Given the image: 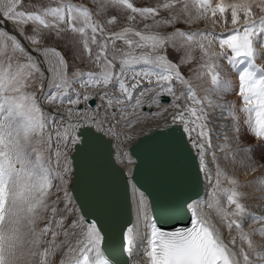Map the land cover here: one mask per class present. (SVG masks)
<instances>
[{"label": "snow or ice", "instance_id": "snow-or-ice-1", "mask_svg": "<svg viewBox=\"0 0 264 264\" xmlns=\"http://www.w3.org/2000/svg\"><path fill=\"white\" fill-rule=\"evenodd\" d=\"M90 3L95 11L71 0H39L32 10L24 0H0V264H112L102 249L99 222L87 219L68 191L70 154L87 151L97 134L131 140L136 125L165 116L174 131L187 137H181L185 149L196 150L197 173L204 174L211 192L207 199L189 197L181 204L191 227L167 231L149 215L148 198L133 184L139 193L138 223L127 227L123 250L132 257L138 242L146 243L140 255L147 264H264V213L249 211L243 202L249 194L240 191H258L261 195L251 198L264 202V174L242 184L227 172L259 171L264 148L255 154L251 145L241 148L235 106L226 100L216 104L207 94L212 89L200 97L180 71L181 64L198 59L204 71L195 78L209 76L213 89L221 92L226 85L216 61L225 59L233 67L246 62L238 75L244 105L239 111L246 113L244 123L252 136L264 140V67L255 63L257 46L264 50V0L227 6L192 0L195 16L188 13V0H163L157 6H138L133 0ZM177 7L170 18H156L161 9L172 12ZM110 10L116 14L104 23L93 18ZM184 13L189 26L210 18L213 26L230 23L231 28L220 34L207 28L184 31L175 26ZM149 19L153 23L138 27ZM159 28L172 31H153ZM60 42L71 50V72L56 46ZM214 44L219 51L212 50ZM168 47L180 54L181 63L168 59ZM177 84L182 86L179 92ZM162 97L170 98L167 105ZM211 108L222 110L221 120L223 109H229L236 136L225 133L224 142L213 145ZM229 141H236V147ZM121 155L128 157L127 152ZM225 182L229 187H223ZM257 207L264 208V203ZM140 224L148 231L141 232Z\"/></svg>", "mask_w": 264, "mask_h": 264}, {"label": "water", "instance_id": "water-1", "mask_svg": "<svg viewBox=\"0 0 264 264\" xmlns=\"http://www.w3.org/2000/svg\"><path fill=\"white\" fill-rule=\"evenodd\" d=\"M26 46L29 47L27 44ZM163 100L167 102L170 99L163 97ZM174 128H176L174 125L157 127L139 137L129 147L130 154L135 158L130 178L138 188L147 193L154 214L160 207L181 206L189 197L194 200L204 192L203 173H197V161L194 159L196 153L194 149L191 150V153L185 149L181 137L183 136L185 141L187 137L180 130L174 131ZM97 136L98 134L90 140L88 149L91 151L87 156L95 154L91 148L93 141L106 146L109 165L117 173L124 194V209L128 216L127 225L132 219L128 175L114 157L112 139L109 137L97 138ZM85 152L72 154L75 167L73 191L80 203L77 189L81 185L83 175L84 162L81 154H85ZM84 213L90 217L86 210ZM183 215L186 219L190 218L187 213L183 212Z\"/></svg>", "mask_w": 264, "mask_h": 264}, {"label": "bare ground", "instance_id": "bare-ground-1", "mask_svg": "<svg viewBox=\"0 0 264 264\" xmlns=\"http://www.w3.org/2000/svg\"><path fill=\"white\" fill-rule=\"evenodd\" d=\"M74 1H78V0H74ZM222 1H227V0H217L216 2L218 3V2H222ZM73 3H76V2H73ZM76 4H78V3H76ZM95 17L98 18V20L100 22H102V19L99 16H95ZM3 23L9 29L12 28V24L10 22L7 23L6 21H4ZM208 23H209V26H212V22L211 21H209ZM262 53H264V50H262ZM263 56H264V54H262V59H264ZM244 66H246V63H245ZM244 66H241V68L244 67ZM239 71H240V68L236 71V74L234 75V79H233V80H235V84L237 85L236 91L239 90V80H238ZM45 86H47V81L46 80H45ZM179 88H180V90H182V86H180ZM215 103L216 104H222L221 100H215ZM164 104L167 105L168 103H164ZM157 110L158 109L153 108L151 111H157ZM216 110H219L217 113L221 114L222 110L220 108H213L212 112H211V113H213V116L211 118V123L209 124V126H212L210 128L213 129V131L211 132V136L215 135V137H214L215 139H216L217 136H221L222 135V133L218 134L217 133L218 131L225 132L229 128V127L228 128L225 127V125H228L227 121L229 119L226 118L225 115H224V119L223 120L218 119L220 114L216 115ZM170 111H172V109H170ZM161 125H168V121L166 119V116L165 117H159V118L158 117H150L144 123L136 125V127L132 130V135L134 137L133 139L124 141L122 139L112 138L113 142H114V147H115L116 159H117V161L120 164L123 165L124 170L128 174H130L132 169H133L134 161L130 157L129 154H128V157L131 158V162H129V158L128 157H124L121 154L123 152H127L128 153V146L137 137H139L140 135H142V134H144V133H146V132H148V131H150V130L158 127V126H161ZM216 141H217V139L215 140V143H216ZM229 142L232 143V144L236 143V141H229ZM93 149H95L97 154L95 156H93V157L85 158L84 165H83L84 177L88 181L92 180V178H90V177H91L92 174H95V173H97V174H95L94 178L96 177V179H97L99 174H100V172L102 171L101 170L102 165L104 166L105 163H106V159L102 156V153H101L102 149H98L97 145H94ZM70 155H72V154H70ZM99 155H101V156H99ZM220 155L221 154H219V156ZM221 165L224 166V164H222V161H221ZM72 168H73V174L69 178V183L67 185V188H68V191H69L70 195L74 198V202L76 203L77 207L84 213L79 201L75 198V195H74V193L72 191V182H73L74 171H75L74 170L75 167H74L73 161H72ZM209 168L212 169L213 172H214L215 165L210 163L209 164ZM104 169L106 170L105 166H104ZM227 172L229 174H232V175H235L236 177H238L241 180L242 184L244 182H246V181H254L256 179V176L258 177V175H259L258 173L264 174V173H262L260 171H258V172L257 171L256 172L248 171L247 173H245L243 169H240V170L234 172L231 168H228ZM112 174H113L112 178L115 181V183L108 182L107 184H105V186L101 187L100 189H95L93 187H90L89 185H91V184H88L86 186V190H81V193L84 196L89 197L88 200H87L88 205H87V208L85 210L87 211V214L90 215V220H95L94 218H97V220L99 221L97 216H101V215H104V216H106V217L111 219L109 221V223L107 224V230H108L107 243L109 245V254L112 255L111 259H113V255L116 256V257L124 255L123 252L121 251L119 242H117L119 240L117 238L119 237V233L122 230V228L124 226V223L127 220V219L123 218V215H121V214L119 215L120 209L123 207V205L121 203V197H120L121 194L119 193V190H118V188H119L118 187V183H117L116 179L114 178V173H112ZM88 176H90V177H88ZM204 178H205V176H204ZM58 183H59V181H56V184H58ZM130 184H131L130 185L131 186V196H132V203H133V222H132L131 225H129V227H132L133 225H137V223H138V219H137V201L139 199V193L135 189H133L132 185L134 183L130 182ZM211 187H212V185L205 178V192H204V195L201 198H199V199H207L209 197V195H210ZM136 189H138V188L136 187ZM240 190H242L243 192H247L248 194H250V193L254 194L255 193V192L252 191L251 188H247V187H241ZM81 193H80V195L79 194L78 195H79L80 200H82L81 202H83V196H82ZM258 194H260V193H258ZM60 195L62 196L63 194L60 193ZM53 199H55V191H54V198ZM253 200L254 199H252V198H248V199L243 201L248 206V210L249 211H253L254 212V210L256 211L257 209L258 210L263 209V208L257 207L258 204H261L259 201H256L255 204H254ZM60 207L62 208L63 204H61ZM148 213H149V215L151 213V206H150L149 200H148ZM85 216L87 218L86 214H85ZM119 218L123 219L121 224L119 222ZM214 219H216L215 216H214ZM100 225L103 226L101 221H100ZM127 227L128 226H126V229H127ZM126 229H125L124 233L126 232ZM140 231L141 232H146L148 230L145 229L142 224H140ZM221 231L224 232L225 240L227 242V238H228L227 232L224 229H221ZM232 235L233 236L237 235L235 230H233ZM256 239H259V238L257 237ZM145 247H147L146 243L138 242V250L136 251V253L132 257H129L127 255L128 260H129V264H147V258L146 257H142L140 255V251L143 248H145ZM105 254L107 255L106 252H105ZM118 258H119V261H120L121 258L120 257H118ZM122 258H124V257H122Z\"/></svg>", "mask_w": 264, "mask_h": 264}, {"label": "rangeland", "instance_id": "rangeland-1", "mask_svg": "<svg viewBox=\"0 0 264 264\" xmlns=\"http://www.w3.org/2000/svg\"><path fill=\"white\" fill-rule=\"evenodd\" d=\"M216 1L217 0H211L213 5L223 3L225 6H227L228 4H231V3L240 2V0H227V1H222V2H218V3ZM44 2L47 3V0H44ZM72 2H76V3L80 2L82 4L88 3L89 5H91L90 0H80V1L72 0ZM133 2L135 4H137L138 6H157V5L161 4L163 2V0H133ZM188 3H189L188 13H190L192 16H195L197 14V8L192 4V0H188ZM33 4H36L37 7H38L39 6V0H24V5H25V8L27 10H32V5ZM91 6L93 7V5H91ZM93 9L95 11L94 7H93ZM116 11L117 10H110L107 15L99 16L102 19L101 23H104L108 18H110L111 15L116 14ZM177 11H179L178 7L175 8L172 12H166L163 9H161L159 15L156 18L157 19L170 18ZM188 13H184V14L180 15V18H179V20L177 21V23L175 25L177 28H180V29H182L184 31H196L197 29H205V28H207V29L213 30L215 33H218V34H220L222 32L225 33V32L228 31V29L231 28L230 23L227 24V25L218 24L219 26L218 25L209 26L208 22L211 21L210 18L206 19V20L202 19V20L192 24L191 26H189L188 24L185 23V20L187 19V16H188ZM94 19H96V18L94 17ZM144 23L151 24V23H153V21L151 19H149L148 21L141 22L140 24H138V27L139 28H143ZM153 31H161V32H169L170 33L172 31V29L171 28H167V29L159 28V29H153ZM69 38H71V34H69ZM46 43H52V42L51 41H46ZM176 43L180 44L181 43V39L177 38ZM56 46H57L58 50L61 51L65 55V57L68 59V61H69V72H71L72 55H71L70 48L65 46L64 42H60V43L56 44ZM212 50L213 51H219L220 49L218 47V44H214ZM257 52H258V56H257L256 61L259 60L258 61L259 64H261L262 67H264V59H262V54H260V53H262V49H260L259 46H257ZM167 55H168V59L169 60H172L173 62H176V63H181L180 54L174 53L172 51L171 47H168ZM194 55L198 58L200 56L199 51L198 50L195 51ZM216 63L219 65V67L217 68V71L221 75L222 85H226L224 90L221 91V92H217L216 90L213 89V87L211 85V82H210V77L209 76H205V77H203L202 79H199V80L195 78V73L196 72H203L204 71V69L201 68L200 63L198 62V59L197 60H190V62H189V64L187 66L181 64L180 71L186 78L191 79L192 84L196 86L197 90L201 94V97H203L206 94V90L212 89L207 94L210 95L211 99L214 102H215V100H221L222 104H224L225 100H226V101H230L231 104L235 106V108L237 110L236 114L238 116H240V118H241V124L239 125V127L241 128L240 139L243 141V143L240 144V147L243 148V147H245L247 145H251L253 150H254V154L258 153L260 149L264 148V140H260L258 138H254L252 136V134H251L250 126H248L246 123H244V121H246L247 116H246V113H243L242 111H239L240 109H242L244 107V105H243L242 99H240L238 97V91L239 90L236 91L237 85L235 84V80H233L234 79V75L236 74V71L239 68H241V66H244V65H241V66H238V67L237 66L233 67L232 65H229L227 63V60H225V59H219V60L216 61ZM79 66L81 68H84L85 70H89L87 67H85V64H79ZM176 89H177L178 92L180 91V88L178 87V85L176 86ZM37 95H39V93H37ZM212 109L213 108H211V110L209 109L208 111L212 112ZM218 111L219 110H216V115L220 114V113H217ZM228 111H229L228 108H224L223 109L224 115L226 116V118L229 119L227 121V124H228L229 128L227 127L228 130L225 131V132H220V131L217 132L218 134L222 133V135L221 136H217L216 135L217 137H219V140H217L216 143H215V140L217 139V137L215 139L214 138L215 135L212 136L213 145H216L218 143H223L224 142V134L225 133L229 137H234V136L237 135L234 132V130L231 128L232 118L228 117V115H227ZM209 127H212V126H209ZM235 144H232V146L236 147ZM216 151H217V155L219 156L220 153H219L218 149ZM240 155H243V153H241ZM238 158H239V156H238ZM222 164H224L223 161H222ZM221 166H223V165H221ZM259 171L264 173V167H261L259 169ZM258 174H259L258 176L262 175L261 173H258ZM228 175L231 176L232 174L228 173ZM54 183L56 184V181H54ZM223 187H229V185L225 182L223 184ZM54 191H55V188L53 189V192ZM240 191H242V190H240ZM255 193L254 194L250 193L249 194V198H251L254 195L255 196L256 195H261V193L258 192V191L255 192ZM258 193H260V194H258ZM53 198H54V195L51 197V199H53ZM253 201H254V204H255L256 200H253ZM259 202L260 203H264V202H261V201H259ZM254 212L264 213V208L260 209V210L257 209L256 211L254 210Z\"/></svg>", "mask_w": 264, "mask_h": 264}]
</instances>
